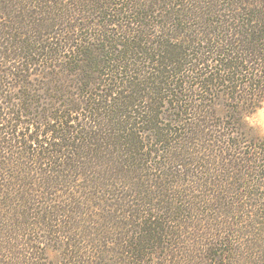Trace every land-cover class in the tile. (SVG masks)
Returning a JSON list of instances; mask_svg holds the SVG:
<instances>
[{"label":"trees","instance_id":"trees-1","mask_svg":"<svg viewBox=\"0 0 264 264\" xmlns=\"http://www.w3.org/2000/svg\"><path fill=\"white\" fill-rule=\"evenodd\" d=\"M74 1L0 0V264H145L149 240L185 233L169 223L246 215L251 195L247 226L264 228L256 188L240 189L245 167L263 174L243 126L264 98V0ZM81 9L97 40L119 20L122 37L71 50L91 28L66 23ZM221 96L235 106L216 123Z\"/></svg>","mask_w":264,"mask_h":264},{"label":"rangeland","instance_id":"rangeland-1","mask_svg":"<svg viewBox=\"0 0 264 264\" xmlns=\"http://www.w3.org/2000/svg\"><path fill=\"white\" fill-rule=\"evenodd\" d=\"M244 1H246L247 4H249L252 0H244ZM58 2L60 4L63 3V1L62 2L58 1ZM232 2L235 3V0H220L218 4L220 7V4L227 6ZM55 4H56L55 2L47 3V5L49 6ZM75 4H76V0L72 5ZM247 6L248 5H245L244 7ZM80 12L84 19L81 18L82 17L81 15L78 14L76 16V14H74L73 19H67L66 23L73 24L76 26L78 22L80 23L87 22L89 23L88 25L91 28H88L87 30L81 29L80 26L73 28V32L70 33L71 35L74 34L72 36L73 46L70 48L71 50H75V46H74L75 44L83 45L85 41H89V42L94 41L95 43L105 42V44H107L108 46L110 45L113 46L115 43L113 42V40H110V37H114V38L122 37L119 36L118 31H121L123 29V27L120 26L121 25L120 23H122V25L124 26L125 21L119 20L118 22H115L114 25L112 24L110 26L105 27V29L106 28L108 29L104 31L106 35L100 36L99 40H97L93 33L92 27H96L97 29L98 28L102 29L101 28L102 25H100V27L98 25L101 23V21L98 19V16L84 13L82 9L80 10ZM101 14L102 13H99L97 15L100 16ZM74 16L77 17V20L75 19V21H73ZM94 17L96 19H93ZM58 18L59 17L54 18V21L57 22L56 25L54 24L56 27H48L45 30L50 36H53L54 41L56 40V37H59L58 35L59 33H63V31L60 32V30L64 29L63 22L65 20L64 19L58 20ZM206 18H209L208 22H212V24L215 25V21H216L215 15ZM206 20H202V21H204L203 23L207 25L206 27L208 26L210 27V25L206 22ZM45 23L48 24L51 23V21L48 20V22ZM126 25H128V23H126ZM130 26L136 28L138 25L136 23L135 24L131 23ZM199 27H201V29L199 31L198 30L195 31L194 32L195 35L193 34V36H196L201 39L204 35H201L200 31L202 29H206V27L205 25H201ZM101 34H103V32H101ZM209 35H207L206 37H209ZM47 40H51V39L49 38ZM201 45H203V43H201ZM71 54H73V52ZM67 56H69V53L66 52L64 54V52H61V56L57 55L56 56L57 60L54 61H56L55 62L56 64H60L64 61H67ZM34 71L35 73H33L32 75L30 74L31 77L29 78L32 79L38 75L39 77H41V73H39V71L36 70ZM252 71L253 70H251V72ZM34 74L37 75L33 76ZM38 91L41 92V90ZM218 106L220 110L212 121L217 123L219 120H221L224 123L228 118L226 114L227 108H229V106L231 107L235 105L233 103L229 105L225 100V98H222L221 96V100H218ZM75 114L76 113H72V116L76 117ZM165 115H168L167 110L165 111ZM164 123H166V121ZM211 126L213 128V125ZM243 129L250 136H255L258 139H262V141L264 140V98L259 103L258 107L253 109L250 113L247 112L245 114ZM194 144L195 142H193V145ZM240 147L241 148H239L237 151L240 150L241 154L245 153V156L247 155V153L252 156L251 154L252 152L250 148H246L245 145ZM201 153H203V155H207L206 152H201ZM1 154L5 158L12 156L10 152H7L5 150ZM253 158L255 160V164H257V166L255 165L256 169L262 170L263 174L259 176L258 173L256 172L257 174L252 176V173L254 172L253 167H251L252 165L245 167L244 169H242V171L245 170V177L247 176L246 174L248 172H249L248 174H250L252 177L248 176L249 178H247L248 179L247 182L249 181V185L246 184L245 187L244 186L245 182H244L242 183L240 189L256 188L255 191H256V195L258 196L256 202L259 204V203H264V170H263L264 165H261L262 161H258V159L255 156H253ZM210 159L214 160L216 165V160L214 159V157H210ZM4 160L3 157L0 159V161H4ZM32 176H33L32 177L33 181L35 180L36 182H38L42 175L38 174L37 171V172H33ZM238 183L239 182H236V184ZM194 194L199 196L201 193L194 192ZM203 194H205V192L204 193L202 192L201 194L202 198H203ZM226 196L231 197L233 195L226 194ZM252 197H253L252 195L243 197L242 201L244 203H242V207H244L245 210L247 209L249 210L250 208L253 207ZM177 204H179L180 206L182 205L181 202ZM203 207L205 208H203L201 213L198 212L197 214L189 216L190 220L188 224L181 222L180 224L178 223L179 226H177L176 223L173 222L169 223V225L172 226L173 228H177V230L182 229L185 231V233L179 234L177 238L176 236H170V237H161V240H159L160 237L157 238L154 237L153 239L149 240V245H147L148 249H146L145 251V260H146L145 264H264V228L263 225L259 227L257 225H254L252 226V228H249L251 227L250 225L247 226L248 223L247 221L249 218L248 210L246 212L247 213L246 215L239 213L238 215H236V217L235 215H233V217L226 219L224 217H218V215H215L212 212L213 206L211 207L203 206ZM257 212H258V216H262L259 217V219L262 218L264 219V214H261L260 211L258 210ZM206 213L211 214L212 217L215 219H211L212 221L207 220ZM260 238L262 239L261 241H259Z\"/></svg>","mask_w":264,"mask_h":264}]
</instances>
